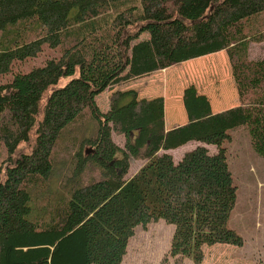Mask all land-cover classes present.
<instances>
[{
    "label": "trees",
    "instance_id": "1",
    "mask_svg": "<svg viewBox=\"0 0 264 264\" xmlns=\"http://www.w3.org/2000/svg\"><path fill=\"white\" fill-rule=\"evenodd\" d=\"M263 11L264 0H0V264H122L136 228L159 219L175 225L176 259L203 264L205 245H243L228 226L238 187L224 144L245 126L264 157V57L249 46L264 40L250 26ZM223 50L239 105L215 112L191 84L188 120L170 129L164 96L130 88L105 113L97 105L107 89ZM81 117L93 133L76 135ZM132 159L142 164L129 176Z\"/></svg>",
    "mask_w": 264,
    "mask_h": 264
},
{
    "label": "rangeland",
    "instance_id": "2",
    "mask_svg": "<svg viewBox=\"0 0 264 264\" xmlns=\"http://www.w3.org/2000/svg\"><path fill=\"white\" fill-rule=\"evenodd\" d=\"M257 16L259 18L253 20L250 26L254 25L253 31H263L264 11ZM248 30L250 31L251 28L248 27ZM146 36L144 34L142 37ZM249 46L251 57H264V40L260 44L252 42ZM46 53L47 50L40 57L25 63L23 70L42 65L47 59ZM50 53L49 51L48 54ZM219 54L222 55L221 59ZM204 59L208 61L206 60L205 64L200 63L199 60ZM219 60L224 61L223 70L218 66ZM9 78L6 76L0 80ZM68 81V78L64 77L60 85L63 86ZM191 84L208 96L215 112L240 104L232 65L225 50L184 61L143 78L118 85L114 89H107L98 95L96 100L97 105L105 113L110 107L112 93L117 90L134 88L138 91L139 98L164 96L166 126L171 128L180 125L187 115L183 103V91ZM218 101L219 104L216 105ZM168 105H173L172 119L167 115ZM95 127L96 122L93 119L81 117L75 132L77 136L82 132L89 134L94 132ZM230 134L232 138L224 144V147H226L228 165L238 190L237 201L229 217L228 226L237 231L243 237L244 242L240 248L226 246L206 248L204 258L206 264H264V157L254 151L249 131L245 126L230 130ZM114 138L118 145H124L125 140L122 136L116 135ZM67 141L68 138L61 140V149L66 150ZM197 144V141H191L173 150L172 154L176 160H179L184 155L183 153L194 149ZM209 149L211 152L217 151L213 145H209ZM2 158L0 154V164ZM59 159L61 161H58L60 164L56 172L57 175L64 176L68 170V167L64 169L67 159L65 155H60ZM131 162L129 176H132L142 164L141 161L134 159ZM67 164L70 165L68 161ZM174 230L175 225L162 219L148 223L147 226H138L127 247L128 252L122 264H195L191 259H176L170 255L169 246Z\"/></svg>",
    "mask_w": 264,
    "mask_h": 264
},
{
    "label": "crops",
    "instance_id": "3",
    "mask_svg": "<svg viewBox=\"0 0 264 264\" xmlns=\"http://www.w3.org/2000/svg\"><path fill=\"white\" fill-rule=\"evenodd\" d=\"M156 98H157V96H155ZM146 98H148V97H146ZM151 98H153V97H151ZM165 98V97H164ZM166 101V100H165ZM164 101V102H165ZM234 106H236V105H234ZM165 114H166V102H165ZM164 114V115H165ZM186 114V113H185ZM184 114V115H185ZM165 117H166V115H165ZM187 120H188V116L187 115H185V119H184V121L181 123V124H183V123H185V122H187ZM180 124V125H181ZM174 125V124H173ZM175 127V126H174ZM168 129H170L169 127H167ZM172 128V127H171ZM222 246H226V247H230V248H240V246H235V245H232V244H215V245H213V246H208V245H205L204 246V251L206 250V248H213V247H222ZM205 262L203 263V264H206V260H204Z\"/></svg>",
    "mask_w": 264,
    "mask_h": 264
}]
</instances>
